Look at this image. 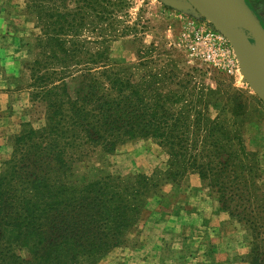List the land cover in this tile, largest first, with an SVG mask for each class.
<instances>
[{
    "label": "trees",
    "instance_id": "obj_1",
    "mask_svg": "<svg viewBox=\"0 0 264 264\" xmlns=\"http://www.w3.org/2000/svg\"><path fill=\"white\" fill-rule=\"evenodd\" d=\"M131 6L26 0L39 30L28 88L44 104L45 121L39 129L22 125L0 173V264H96L126 244L160 188L158 175L177 183L189 174L216 189L221 209L251 232L248 263L264 264L259 160L245 144L249 98L231 80L206 87L197 70L173 59L158 67L149 52H138L140 66L156 67L140 76L114 60L118 35L138 31L121 20ZM212 107L220 110L215 118ZM141 140L165 150V171L80 179V165L95 155Z\"/></svg>",
    "mask_w": 264,
    "mask_h": 264
},
{
    "label": "rangeland",
    "instance_id": "obj_2",
    "mask_svg": "<svg viewBox=\"0 0 264 264\" xmlns=\"http://www.w3.org/2000/svg\"><path fill=\"white\" fill-rule=\"evenodd\" d=\"M130 2L131 8L121 20L129 25L138 23V31L118 35L112 43V58L125 62L138 76L156 67L153 63L140 66L138 52H149L146 56L158 62V67L173 59L186 72L197 70L195 75L214 90L217 82L231 80L233 88L249 98L245 144L258 154L256 181L261 190L257 194L264 197V103L251 79L241 74L242 66L232 44L227 39L232 51V73L228 72L226 59L220 68L208 66L201 59L202 36L208 30L221 32L187 0ZM245 2L264 27V0ZM38 34L35 19L26 12V0H0V173L12 157L14 138L22 125L31 123L36 129L44 125L45 106L31 100L28 88L29 64L36 58ZM252 45L258 48L257 42L252 41ZM219 112L212 107L210 115L215 118ZM167 161L163 148L152 140H141L126 144L114 155H95L80 165L78 175L85 182L105 174L153 176L167 169ZM158 177L160 188L148 199L126 244L96 264H249L251 232L221 209L216 189L205 187L197 174H189L177 183ZM18 253L28 257L25 250Z\"/></svg>",
    "mask_w": 264,
    "mask_h": 264
},
{
    "label": "water",
    "instance_id": "obj_3",
    "mask_svg": "<svg viewBox=\"0 0 264 264\" xmlns=\"http://www.w3.org/2000/svg\"><path fill=\"white\" fill-rule=\"evenodd\" d=\"M187 1L229 40L243 68L245 65L241 51L242 38L247 39L251 45L252 41L257 42L258 48L252 45L253 48L264 53V27L245 0H237L230 8H223L216 4L214 6L210 0ZM246 78L249 79L247 76ZM250 83L253 86L251 80ZM255 91L257 92L256 89ZM258 95L264 103V97L259 93Z\"/></svg>",
    "mask_w": 264,
    "mask_h": 264
},
{
    "label": "bare ground",
    "instance_id": "obj_4",
    "mask_svg": "<svg viewBox=\"0 0 264 264\" xmlns=\"http://www.w3.org/2000/svg\"><path fill=\"white\" fill-rule=\"evenodd\" d=\"M214 6H222L223 8H230L237 2V0H210ZM242 55L244 58V65L241 67V74L244 78L249 77L257 92L264 97V53H258L251 43L242 38ZM262 56H261V55Z\"/></svg>",
    "mask_w": 264,
    "mask_h": 264
},
{
    "label": "built area",
    "instance_id": "obj_5",
    "mask_svg": "<svg viewBox=\"0 0 264 264\" xmlns=\"http://www.w3.org/2000/svg\"><path fill=\"white\" fill-rule=\"evenodd\" d=\"M200 44L202 48L201 59L205 64L220 68L222 61L226 59L228 61L227 64L229 63V70H227L229 73H232V51L227 38L223 34L208 30L202 36Z\"/></svg>",
    "mask_w": 264,
    "mask_h": 264
}]
</instances>
